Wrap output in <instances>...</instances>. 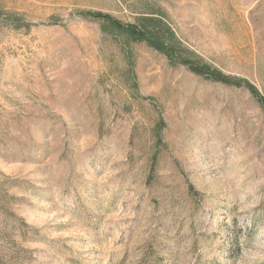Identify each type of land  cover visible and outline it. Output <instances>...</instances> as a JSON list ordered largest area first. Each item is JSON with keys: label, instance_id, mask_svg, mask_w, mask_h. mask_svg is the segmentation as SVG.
<instances>
[{"label": "rangeland", "instance_id": "374dc122", "mask_svg": "<svg viewBox=\"0 0 264 264\" xmlns=\"http://www.w3.org/2000/svg\"><path fill=\"white\" fill-rule=\"evenodd\" d=\"M100 14L172 32L259 96ZM260 99L264 0H0V264H246L264 233Z\"/></svg>", "mask_w": 264, "mask_h": 264}, {"label": "trees", "instance_id": "16d2710c", "mask_svg": "<svg viewBox=\"0 0 264 264\" xmlns=\"http://www.w3.org/2000/svg\"><path fill=\"white\" fill-rule=\"evenodd\" d=\"M94 16V15H93ZM95 17V16H94ZM99 19L98 21L101 22L103 26L109 27L112 26L117 31H121L125 33L130 39L136 41V42H146L149 44L151 48H153L156 51H159L167 56V58L170 60L171 63H182L186 65L189 69L193 70L197 74L201 76H205L209 80L220 82L223 84L228 85H236V86H242V84H247L249 89L255 94L256 96H259L256 89L250 85L248 82L244 81H235L233 83V79L230 77L222 74L221 72L212 69L211 67L207 65H202L200 63L194 62L191 58V55H189L188 52L181 49V45L174 37V34L170 33L171 41L169 42L164 34L158 30V29H152L150 26L145 24H138V25H132V24H124L120 21H117L109 16L105 15H98ZM148 22V20H144V22ZM260 102L264 105V99H260Z\"/></svg>", "mask_w": 264, "mask_h": 264}, {"label": "clouds", "instance_id": "9594fccd", "mask_svg": "<svg viewBox=\"0 0 264 264\" xmlns=\"http://www.w3.org/2000/svg\"><path fill=\"white\" fill-rule=\"evenodd\" d=\"M253 251L249 252L245 256L246 264H256V261L261 259L259 249H264V233H260L253 241Z\"/></svg>", "mask_w": 264, "mask_h": 264}]
</instances>
